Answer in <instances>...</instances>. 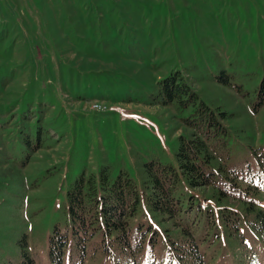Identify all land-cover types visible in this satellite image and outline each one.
<instances>
[{
	"label": "rangeland",
	"instance_id": "rangeland-1",
	"mask_svg": "<svg viewBox=\"0 0 264 264\" xmlns=\"http://www.w3.org/2000/svg\"><path fill=\"white\" fill-rule=\"evenodd\" d=\"M175 71L227 114L220 163L240 192L223 199L242 218L248 200L264 213V0H0V264H21L24 235L47 262L83 171L126 172L142 190L144 163L175 164L192 108L151 105ZM248 212L254 230L241 223L228 242L220 227L201 248L207 264H264V228Z\"/></svg>",
	"mask_w": 264,
	"mask_h": 264
},
{
	"label": "trees",
	"instance_id": "trees-1",
	"mask_svg": "<svg viewBox=\"0 0 264 264\" xmlns=\"http://www.w3.org/2000/svg\"><path fill=\"white\" fill-rule=\"evenodd\" d=\"M258 96L260 106L264 79ZM174 101L181 109L192 108L183 119L187 134L178 137L175 164L144 163L142 190L126 172L113 178L108 167L97 176L83 171L66 193L65 226L55 225L49 234L47 262H37L24 235L17 245L21 264H85L98 255L110 264H207L201 248L219 237L220 227L225 240L231 233L240 235L241 223L254 230L255 224L244 220L253 211L264 228V213L253 200L246 201L242 218L231 204L235 198L223 199L227 192H240L220 163L227 156V114L212 110L178 71L159 83L151 105Z\"/></svg>",
	"mask_w": 264,
	"mask_h": 264
},
{
	"label": "built area",
	"instance_id": "built-area-1",
	"mask_svg": "<svg viewBox=\"0 0 264 264\" xmlns=\"http://www.w3.org/2000/svg\"><path fill=\"white\" fill-rule=\"evenodd\" d=\"M93 108H100L98 105H94Z\"/></svg>",
	"mask_w": 264,
	"mask_h": 264
}]
</instances>
